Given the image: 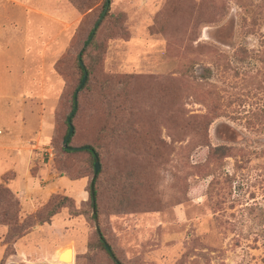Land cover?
Masks as SVG:
<instances>
[{"label":"rangeland","instance_id":"rangeland-1","mask_svg":"<svg viewBox=\"0 0 264 264\" xmlns=\"http://www.w3.org/2000/svg\"><path fill=\"white\" fill-rule=\"evenodd\" d=\"M103 4L0 0V264H264V0H111L80 88Z\"/></svg>","mask_w":264,"mask_h":264},{"label":"trees","instance_id":"trees-1","mask_svg":"<svg viewBox=\"0 0 264 264\" xmlns=\"http://www.w3.org/2000/svg\"><path fill=\"white\" fill-rule=\"evenodd\" d=\"M107 6H109L108 9H107ZM110 7H111V0H104L103 10L105 11L107 9V14L105 16L108 15V12L110 10ZM100 24H101V22H100ZM100 24H99V26H100ZM99 26H98V28H99ZM98 28H97V30H96V32H95L94 37L92 38V40L90 42H89V40L86 42L87 46L83 50L81 57H80V55L78 57V60H79V68H80L81 72L83 73V78H84L85 73L86 72L88 73V70L85 67V63L83 61V55H84V52L86 51V48L89 45L93 44L94 39H95L96 34H97V31H98ZM93 31H94V29H93ZM93 31L91 32V35H92ZM91 35H90V37H91ZM90 37H89V39H90ZM81 62L84 63V67L81 66ZM88 76H89V74H88ZM81 85H82V83H81ZM86 86L87 85L85 84L83 87H86ZM77 108H78V96L76 94L74 96V110H73L72 114L70 115V117L73 115L72 116V121H71V123L69 122V118H70L69 117L68 118V122H67L68 123V126H69L67 136L69 135L70 126L71 125L74 126V124H73V118H74V115L76 114ZM74 136H75V127H74V133L71 136V138L69 140V143H68V145H69L70 148L78 147V146H72L71 145V141H72V139H73ZM79 147H81V148L90 147L89 149H84V151H86L87 153H89L90 156L92 157V161H93V165H94V169H95L96 161H97V159H99V154L96 151V149L93 146H90V145H87V146H79ZM67 151L68 152H77V151H70V150H67ZM81 151H83V150H81ZM99 175H100V173H98L95 176V178L90 183V201H91V206L94 209V218L95 219H97V213H98V205H97V198H98V195H97V180H98ZM18 205H19V202L14 199V197L11 194V192L8 189L4 188V187H0V223H6L9 227H11V230L14 227L15 228L17 227V224L15 222L16 216L14 215V212H17L18 213ZM74 205L75 204H74L73 200H71L68 197H63L61 199H59V198L58 199H55V201H53L49 205V207L47 208V210L45 211V213H44V219L40 222V224H44V223L51 222L52 218L55 217L56 215H58L63 208H65V207L73 208ZM71 214H72V216L73 215H76V212H72ZM99 244L110 255V257H112L115 260V263L116 264H124L122 261H120L117 258L116 254L114 253V250L107 243V241H106V239H105V237L103 235L102 236H99ZM107 244L110 246V250H107L106 249V245Z\"/></svg>","mask_w":264,"mask_h":264},{"label":"water","instance_id":"water-1","mask_svg":"<svg viewBox=\"0 0 264 264\" xmlns=\"http://www.w3.org/2000/svg\"><path fill=\"white\" fill-rule=\"evenodd\" d=\"M108 7H109V6H107V9H108ZM107 9H106L105 12L103 13V15H102V17L100 18L99 22L96 24V26H95V28H94V31H93V33H92L90 39H89V42H90V41L92 40V38L94 37V34H95V32H96V30H97V28H98L100 22L102 21V19H103L104 16L106 15ZM81 55H82V53H80V57H81ZM81 66L84 67V63H83V62H81ZM87 78H88V73L86 72L85 75H84V78H83V81H82V85H81L80 88H82V87L84 86V84H85L86 81H87ZM72 116H73V115H72ZM72 116L69 118V122H70V123H71V121H72ZM73 133H74V126L71 125V126H70L69 135L67 136V138H66L65 141H64V147H65V149L70 150V151H81V150L89 149V148H90V147H84V148H81V147H73V148H70L69 145H68V143H69V140H70L71 136L73 135ZM100 170H101L100 160L97 159L96 164H95V172H96V174H98ZM96 228H97V231H98L99 235L102 236V234H101V232H100V229H99V224H98V222H96ZM106 249H107V250H110V246H109L108 244L106 245Z\"/></svg>","mask_w":264,"mask_h":264},{"label":"bare ground","instance_id":"bare-ground-1","mask_svg":"<svg viewBox=\"0 0 264 264\" xmlns=\"http://www.w3.org/2000/svg\"><path fill=\"white\" fill-rule=\"evenodd\" d=\"M70 249H68L67 251H69ZM64 254H62V256H63Z\"/></svg>","mask_w":264,"mask_h":264}]
</instances>
